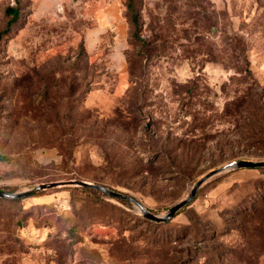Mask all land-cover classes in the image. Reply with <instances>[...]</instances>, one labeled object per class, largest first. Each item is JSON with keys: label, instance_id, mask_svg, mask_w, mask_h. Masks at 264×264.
I'll return each mask as SVG.
<instances>
[{"label": "rangeland", "instance_id": "rangeland-1", "mask_svg": "<svg viewBox=\"0 0 264 264\" xmlns=\"http://www.w3.org/2000/svg\"><path fill=\"white\" fill-rule=\"evenodd\" d=\"M133 2L137 27L129 0H0V190L84 180L164 215L264 160V0ZM84 186L0 197V264H264V168L166 222Z\"/></svg>", "mask_w": 264, "mask_h": 264}, {"label": "water", "instance_id": "water-1", "mask_svg": "<svg viewBox=\"0 0 264 264\" xmlns=\"http://www.w3.org/2000/svg\"><path fill=\"white\" fill-rule=\"evenodd\" d=\"M234 167H239V168H241V167H250V168L264 167V160L237 159V160H233L229 163H226V164L222 165L221 167H218L216 169L211 170L210 172L206 173L201 179H199L196 182V184L194 185V187H193V189H192V191L188 197H186V198L178 201L174 205H172L169 208L168 212L164 215H157V214L153 213L150 209L146 208L138 199L129 195L128 193H124L121 191L111 189V188H109L105 185L99 184V183H94V182H89V181H84V180L53 181L50 183H40V184L32 187L31 189H28V190H25L22 192H9L6 190H0V197L22 198V197L28 196L30 194H33V193H35L41 189L51 188V187L69 182V183H75V184H81V185L93 187L97 190H100L102 192L107 193L111 197H116V198L128 200V201L132 202L133 204H135L136 206H138L141 209L143 215L145 217H147L148 219H151V220L157 221V222H166L170 218H172L181 208L188 205L195 198L198 189L204 183V181H206L208 178H210L211 176H213L214 174H216L220 171L230 169V168H234Z\"/></svg>", "mask_w": 264, "mask_h": 264}, {"label": "trees", "instance_id": "trees-1", "mask_svg": "<svg viewBox=\"0 0 264 264\" xmlns=\"http://www.w3.org/2000/svg\"><path fill=\"white\" fill-rule=\"evenodd\" d=\"M128 5H129L130 10L132 11V20H133L135 26L137 27L139 18H138V12L135 9L133 0H129ZM6 12L8 15H11L12 18L7 22V26L2 33H7L8 31H10V28L12 27V25L20 18V10L18 7L8 6L6 9ZM4 159H5V157L3 155H0V161H2ZM260 168H264V167H260ZM84 187H89V186H84ZM118 199H120V198H118ZM13 200H15V199H13ZM120 200L128 201V200H124V199H120Z\"/></svg>", "mask_w": 264, "mask_h": 264}]
</instances>
